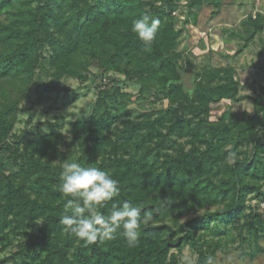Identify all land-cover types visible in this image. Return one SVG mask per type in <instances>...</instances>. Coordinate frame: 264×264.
<instances>
[{
    "label": "trees",
    "instance_id": "16d2710c",
    "mask_svg": "<svg viewBox=\"0 0 264 264\" xmlns=\"http://www.w3.org/2000/svg\"><path fill=\"white\" fill-rule=\"evenodd\" d=\"M179 1L0 0L1 249L11 236L21 239L18 250L0 264H180L173 251L180 254L186 247L198 256L195 264H205L209 256L216 259L223 228L234 226L247 231L243 241L256 244L253 260L264 253L259 245L264 238V100L255 97L253 114L226 112L210 120L213 105L243 98L240 83L233 68L209 62L198 68L185 51L189 25L197 26L200 11L210 6L204 23L209 26L225 0H188L182 21L176 15ZM143 14L160 21L150 48L131 31L132 21ZM246 27L248 36L237 52L264 32V14L248 15ZM92 67L94 76L124 75L139 91L124 93L117 81L100 90L88 117L73 124L76 151L70 156L119 182L120 195L106 202L103 214L113 202L124 201L153 212L135 247L119 236L86 245L64 231L59 219L67 198L59 191L60 172L71 157L62 150L63 135H40L27 143L12 136L18 100L38 73L51 68L58 78L84 81ZM135 100H164L167 106L136 109L133 116ZM241 148L245 157L227 164V154ZM160 199L171 208L156 212ZM253 200L256 208L249 204ZM200 209L206 212L175 224Z\"/></svg>",
    "mask_w": 264,
    "mask_h": 264
},
{
    "label": "rangeland",
    "instance_id": "374dc122",
    "mask_svg": "<svg viewBox=\"0 0 264 264\" xmlns=\"http://www.w3.org/2000/svg\"><path fill=\"white\" fill-rule=\"evenodd\" d=\"M186 2L188 0H180L176 11L181 21L184 19ZM211 9L210 6H205L200 11L198 25H189L191 42L185 55H190L194 66L201 69L205 68L208 62L215 67L233 68L235 78L240 83V95L243 98L239 101L224 100L213 105L210 120L216 121L226 112H233L239 116H244L245 113L253 114L255 97L261 96L264 100V32L258 34L244 50L241 52L237 50L244 43L242 38L248 36L247 16L255 17L258 13L264 14V0H225L217 18L209 26H205V20ZM180 27L179 21L176 28ZM96 73L97 69L92 67L88 79L84 81L67 76L58 78L51 68L46 73H38L32 84L27 87L26 96L18 100V120L12 136L19 135L27 143L40 135L60 133L64 137L62 150L71 157L70 153L76 151L73 141L75 134L73 124L80 116L88 117L100 90L110 88L113 82L117 81L116 85L124 93L136 96L139 91V85L127 82L122 74L111 73L109 78L94 76ZM190 77L189 74L187 80ZM16 84L15 81L11 82L10 91L14 90ZM43 85L58 87L59 91H47ZM188 86L191 87L190 84ZM130 106L135 116L136 109H160L166 107L167 102L159 100L153 103L150 100H135ZM245 151V148H241L235 152L236 159L244 158ZM250 151L251 149L248 151V156ZM70 159L74 160L72 157ZM249 204H251L250 201ZM205 212L204 209L191 210L175 224L178 226L198 213ZM260 212L264 214V208H260ZM223 230L221 246L216 253V264H264V253L259 254L255 260L251 258L250 254L256 251V244L252 239L243 241L248 236L247 231L238 226L224 227ZM20 241L18 236H11L10 244L5 250H2L0 246V259L13 255L18 250ZM259 245L264 248V238L259 241ZM173 253L177 255L180 264H195L198 259L189 247L184 248L180 254H177L176 250ZM229 256H231L230 261L227 259ZM19 263L21 264V261Z\"/></svg>",
    "mask_w": 264,
    "mask_h": 264
},
{
    "label": "clouds",
    "instance_id": "9594fccd",
    "mask_svg": "<svg viewBox=\"0 0 264 264\" xmlns=\"http://www.w3.org/2000/svg\"><path fill=\"white\" fill-rule=\"evenodd\" d=\"M160 21L148 14H143L132 21L131 31L150 48L156 39ZM236 153L229 152L225 162L235 163ZM59 191L67 198L64 213L59 224L64 231L86 245L101 244L122 237L127 246L135 247L141 238V227L153 220V212L142 211V203L133 204L124 201L113 202L107 214L102 209L106 202L113 201L120 195L119 182L112 175L99 167H84L75 160L62 164ZM172 205L168 200L160 199L156 212L168 210ZM231 260V256L227 258ZM205 264H216L214 257L209 256Z\"/></svg>",
    "mask_w": 264,
    "mask_h": 264
},
{
    "label": "built area",
    "instance_id": "2783aa9c",
    "mask_svg": "<svg viewBox=\"0 0 264 264\" xmlns=\"http://www.w3.org/2000/svg\"><path fill=\"white\" fill-rule=\"evenodd\" d=\"M251 205H252L254 208H256L257 205H258V203H257V201L253 200V201H251ZM260 207H261V208H264V203H261V204H260Z\"/></svg>",
    "mask_w": 264,
    "mask_h": 264
}]
</instances>
